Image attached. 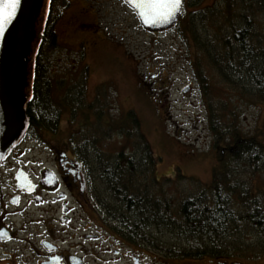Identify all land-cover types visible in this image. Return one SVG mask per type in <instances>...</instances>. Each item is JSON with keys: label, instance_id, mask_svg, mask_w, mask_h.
<instances>
[{"label": "rangeland", "instance_id": "1", "mask_svg": "<svg viewBox=\"0 0 264 264\" xmlns=\"http://www.w3.org/2000/svg\"><path fill=\"white\" fill-rule=\"evenodd\" d=\"M217 1L183 0L179 23L160 34H152L141 27L135 13L122 0H51V10L53 8L55 13L57 8L60 12L54 24L58 48L47 53L45 61L51 80L50 94L59 108L55 110L59 115V142L70 135V144L82 152L91 170L103 157L107 160L105 167L109 163L113 166L118 153H124V160L133 158L136 168L139 164L138 179L147 183L159 181L175 206L209 187L213 170L218 166L219 148L214 147H223L226 142L215 140L212 130L208 129L207 101L193 74L194 50L181 32L185 33L184 23L189 12L204 17L202 27L209 29ZM42 7L43 0L37 18ZM258 18L263 20L264 13ZM84 24L95 28L94 33L88 35L81 31L89 28L82 27ZM31 44L23 95L29 76ZM204 74L215 94L221 95L218 89L221 85L213 78L216 74L208 67ZM154 75L167 80L171 102L168 118L154 105L150 81L143 78ZM186 85H191L193 90L183 97L180 90ZM64 95V100L70 101L68 104L63 101ZM215 107L213 103L212 108ZM97 111L105 112L101 119L96 118ZM127 113L136 116L138 132L144 141L138 139L134 128L127 134L130 127ZM237 118L238 132L251 137L256 132L257 141L264 147V103L245 105L238 110ZM108 120L111 127L105 128ZM117 122L125 127L124 131L117 130ZM232 134L230 131L223 136L229 139ZM144 142L151 157L142 148ZM245 166L246 163L235 174L244 183L249 179ZM261 168L264 170V166ZM260 173L264 176V172ZM254 185L264 187L258 178ZM103 188L104 185L90 196L95 209L101 212L96 196L104 197ZM151 234L156 242L170 237L154 230ZM165 252L151 247L150 254L155 258L152 261L160 264H264V256L259 259L231 257L225 261L208 257L188 260L168 257Z\"/></svg>", "mask_w": 264, "mask_h": 264}, {"label": "trees", "instance_id": "2", "mask_svg": "<svg viewBox=\"0 0 264 264\" xmlns=\"http://www.w3.org/2000/svg\"><path fill=\"white\" fill-rule=\"evenodd\" d=\"M213 9L209 29L202 27L204 17L189 12L184 23L185 33L181 32L194 50L193 74L207 101L208 129L212 130L215 140L226 142L223 147H214L219 148L218 166L213 170L210 186L175 206L159 181L147 183L138 179L139 164L135 163L136 168L132 159L130 170L127 167L104 174L102 191L105 195H97L96 200L104 214L120 218L130 231L132 226L136 243L163 249L168 257L259 259L264 256V187H255L254 182L258 178L264 183V176L259 175L264 172L261 168L264 147L257 141L256 132L252 137L244 136L238 132L235 122L240 108L264 103V19L258 18L264 13V0H218ZM57 18L51 5L43 3L35 21L36 33L31 42L29 76L24 91L31 123L52 131L57 129L59 115L55 110L59 108L50 94L51 80L45 56L58 48L54 29ZM207 67L216 74L213 78L221 85L218 88L221 95L215 94L210 81L204 77ZM64 97L63 101L68 104L70 101ZM213 103L215 108H212ZM104 113L97 111L96 118L101 119ZM126 116L130 125L127 134L133 128L138 132L136 116L130 113ZM108 122L105 128L111 127ZM116 127L120 132L125 128L118 122ZM230 131L232 137L225 138L223 134ZM137 136L144 141L139 132ZM142 148L151 157L145 142ZM245 163L249 179L244 183L235 174ZM152 230L170 237L156 242Z\"/></svg>", "mask_w": 264, "mask_h": 264}, {"label": "flooded vegetation", "instance_id": "3", "mask_svg": "<svg viewBox=\"0 0 264 264\" xmlns=\"http://www.w3.org/2000/svg\"><path fill=\"white\" fill-rule=\"evenodd\" d=\"M82 27H89L81 30L88 35L95 31ZM143 78L150 81L154 105L168 118L167 80ZM58 134L29 120L0 161V264H160L152 261L149 247L136 243L132 226L130 231L90 200L104 185V174L130 170L133 158L124 160L119 152L113 166L105 167L103 157L91 170L70 135L59 142Z\"/></svg>", "mask_w": 264, "mask_h": 264}, {"label": "water", "instance_id": "4", "mask_svg": "<svg viewBox=\"0 0 264 264\" xmlns=\"http://www.w3.org/2000/svg\"><path fill=\"white\" fill-rule=\"evenodd\" d=\"M132 9L141 27L150 33H159L173 27L181 13V6L168 19L145 23L136 7L137 0H123ZM42 0H21L16 16L5 26L0 36V161L5 159L24 135L29 117L26 113V96L22 91L26 83V71L34 23ZM191 87L182 89L189 93Z\"/></svg>", "mask_w": 264, "mask_h": 264}, {"label": "snow or ice", "instance_id": "5", "mask_svg": "<svg viewBox=\"0 0 264 264\" xmlns=\"http://www.w3.org/2000/svg\"><path fill=\"white\" fill-rule=\"evenodd\" d=\"M21 0H0V36L5 26L12 22ZM182 0H137L136 7L145 23H153L158 19H168L181 6Z\"/></svg>", "mask_w": 264, "mask_h": 264}]
</instances>
